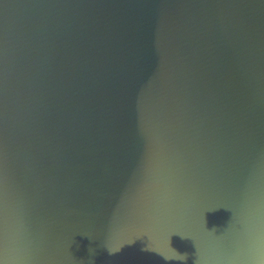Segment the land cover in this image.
Instances as JSON below:
<instances>
[{"label":"water","instance_id":"1","mask_svg":"<svg viewBox=\"0 0 264 264\" xmlns=\"http://www.w3.org/2000/svg\"><path fill=\"white\" fill-rule=\"evenodd\" d=\"M0 264H264V0H0Z\"/></svg>","mask_w":264,"mask_h":264}]
</instances>
